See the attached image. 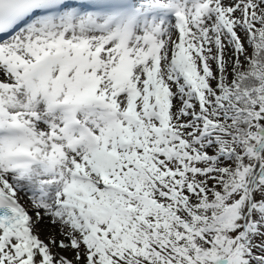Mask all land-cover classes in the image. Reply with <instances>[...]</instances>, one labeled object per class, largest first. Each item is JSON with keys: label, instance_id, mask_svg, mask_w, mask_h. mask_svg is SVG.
<instances>
[{"label": "snow or ice", "instance_id": "1", "mask_svg": "<svg viewBox=\"0 0 264 264\" xmlns=\"http://www.w3.org/2000/svg\"><path fill=\"white\" fill-rule=\"evenodd\" d=\"M0 264H264V0H0Z\"/></svg>", "mask_w": 264, "mask_h": 264}]
</instances>
